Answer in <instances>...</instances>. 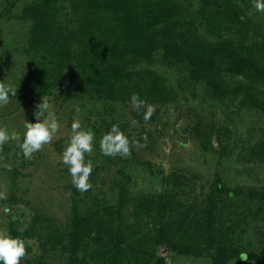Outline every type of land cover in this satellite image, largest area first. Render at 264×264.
I'll use <instances>...</instances> for the list:
<instances>
[{
  "label": "rangeland",
  "instance_id": "374dc122",
  "mask_svg": "<svg viewBox=\"0 0 264 264\" xmlns=\"http://www.w3.org/2000/svg\"><path fill=\"white\" fill-rule=\"evenodd\" d=\"M223 1L234 5L237 2L243 13L252 12L251 16L247 15L248 22L254 28L258 26L256 33L264 34V13L255 11L252 1ZM30 2L0 0V82L16 89V96L9 94V102L0 106V127L6 128L9 134L19 132L21 137L26 121L35 122L34 106L41 101L27 105L19 96L31 62L24 51L30 21L27 14H23L24 5ZM165 3L175 12L190 13L197 9L199 0H166ZM187 16L190 22L193 20L190 13L179 18L181 24L188 22ZM55 18L62 22L64 16L55 15ZM205 20L197 18L191 25L204 31ZM200 35L203 37L199 32ZM209 37L213 38V35L209 33ZM179 82L180 88L176 86L180 93L178 101L167 107L154 105L155 120L142 125L131 115L128 104L116 103L102 113L99 102L74 101L70 97H61L62 94L56 97L66 91L64 86L56 95L43 97L49 101L61 127L51 143L34 153L31 160L24 158L16 141L10 140L3 145L0 191H6L7 198L0 199V229L9 231L10 223L24 227L32 212L41 217L36 225L42 231L49 225L60 230L65 228L71 212L70 190L66 187L71 175L63 172L67 169L61 161L64 149L56 144L62 142L65 147L73 120H79L83 128H90L95 134L93 151L85 154L86 158H91L94 146L99 145L106 133L105 124L109 129L118 124L124 125L122 132L130 135V142L139 140L147 146L133 147L135 159H129L128 164L123 160L129 157L120 160L103 156L101 151L94 158V163L104 162L103 170L96 172L95 181L99 183L103 177L106 182L102 191L105 202H113L109 180L115 174L120 178L121 172L124 177L130 176L127 187L135 196L169 188L165 176L172 171L185 174L187 181L174 188L177 201L171 214L162 222L130 216V210L127 211L125 234L128 239L121 247L117 264H215V251L200 240L209 234L207 226L214 227L213 223H220V218L226 223L230 211H239L245 204L252 203L248 198L250 189L264 187V154L260 151V148L264 150V82L258 86L261 101L249 100L246 107L235 106L221 97L215 100L211 95H199L198 90L206 88L205 85L189 84L184 74L180 75ZM193 86L198 87L196 94ZM258 104H261L260 108H256ZM143 136L147 137L146 141ZM12 175H16L15 178L12 179ZM215 185L225 190L233 189L236 193L230 200H226L225 193L217 197ZM219 213L220 218L216 217ZM229 226L214 235L221 244L225 243L239 253L225 264H264V211L253 220L247 215ZM25 246L27 255L20 264H34V258L40 254L37 242L28 239ZM182 248L184 251L181 252ZM92 252L93 248L87 247V254ZM242 252L246 253V258L240 257ZM103 259L93 256L91 262L104 264ZM44 263L65 264L58 249H48Z\"/></svg>",
  "mask_w": 264,
  "mask_h": 264
},
{
  "label": "trees",
  "instance_id": "16d2710c",
  "mask_svg": "<svg viewBox=\"0 0 264 264\" xmlns=\"http://www.w3.org/2000/svg\"><path fill=\"white\" fill-rule=\"evenodd\" d=\"M165 2L31 0L23 8V14H27L30 21L24 51L31 62L20 98L31 105L45 96L56 95L64 86L66 91L56 97L62 94L61 97H70L74 101L99 102L102 113L116 103L128 104L131 115L142 125L155 120V112L150 120L145 121L146 109L137 113L131 105V95L138 94L146 104L167 107L180 98L176 86L180 88L179 77L184 74L189 84L205 85L206 88L198 90L199 95H211L215 100L221 97L235 106L245 107L249 100L261 101L258 86L264 82V34L256 33L258 26L254 28L248 22V13H243L237 2L234 5L223 0H199L197 9L190 11L194 20L191 22L205 18L206 30L203 31L194 28L188 16V22L181 24L179 18L190 13L175 12ZM55 15H63L62 22ZM198 31L203 37L198 36ZM197 88L192 87L193 91L196 89L195 94ZM119 128L122 131L124 125ZM104 131H110L106 124ZM57 146L64 149L62 142ZM94 150L91 158L85 157L86 162L91 160L93 163L89 177L92 188L80 192L71 181L66 185L70 190L71 212L65 228L60 230L49 225L45 226L46 231H42L36 225L41 217L35 212L31 213L24 227L10 223L8 233L12 237L37 242L40 254L34 258V264H45L48 249L60 250L65 264H94L91 262L93 256L94 259L103 257L104 264L119 263L121 247L128 239L125 234L127 211L130 210V216L162 222L171 214L177 201L174 188L187 181L185 174L172 171L165 176L169 188L135 196L127 187L130 176L124 177L121 172V175L118 173L120 178L115 174L109 180L113 202H105L102 191L106 182L103 177L100 185L95 181L96 172L103 170L104 162L94 163L100 153L98 144ZM260 151L264 154L262 148ZM116 157L122 160L119 155ZM129 159H135L134 148L129 158L123 161L128 164ZM63 172L70 176L68 166ZM15 176L12 175V179ZM96 187L97 190L92 191ZM222 193H225L226 200H230L236 191L215 185L214 194L218 197ZM248 198L253 204H245L236 212L230 211L226 223H222V215L217 214L220 223L215 225L212 222L214 227L207 226L209 234L200 239L215 251V264H225L239 255L235 248L216 240L215 232H222L247 215L253 220L264 211V187L250 189ZM87 247L93 248L91 254H87Z\"/></svg>",
  "mask_w": 264,
  "mask_h": 264
},
{
  "label": "clouds",
  "instance_id": "9594fccd",
  "mask_svg": "<svg viewBox=\"0 0 264 264\" xmlns=\"http://www.w3.org/2000/svg\"><path fill=\"white\" fill-rule=\"evenodd\" d=\"M252 7L257 12L264 13V0H252ZM253 13L249 12L251 16ZM241 21L244 17H240ZM9 94L16 96V89L0 82V106L9 102ZM132 107L137 113L141 109H146L143 114L145 121L150 120L155 111L153 105L146 104L139 95L133 93L130 97ZM33 117L35 122L26 121L24 125L23 137L19 132L13 131L9 134L6 128L0 127V151L3 145L10 140L16 141L25 159L31 160L33 154L42 150L45 144L51 143L54 136L60 129V124L51 111L49 101L42 98L35 104ZM45 114H47L45 116ZM94 132L89 128L85 129L79 120H73L71 124V135L62 152L61 161L68 166L71 183L80 192H86L92 188L89 182L93 170L91 160L85 161V154L92 153ZM147 140L146 136L142 137ZM100 151L105 156L127 158L131 155L133 147L141 149L146 147V143L139 140L129 141L128 137L120 130L118 124H113L110 131L102 135L99 141ZM6 191H0V199H6ZM27 255L25 241L19 237H12L7 229H0V264H20V261ZM242 258H246V253H240Z\"/></svg>",
  "mask_w": 264,
  "mask_h": 264
},
{
  "label": "water",
  "instance_id": "95a60500",
  "mask_svg": "<svg viewBox=\"0 0 264 264\" xmlns=\"http://www.w3.org/2000/svg\"><path fill=\"white\" fill-rule=\"evenodd\" d=\"M240 257H241V255H240ZM242 258V257H241ZM243 259V258H242Z\"/></svg>",
  "mask_w": 264,
  "mask_h": 264
}]
</instances>
